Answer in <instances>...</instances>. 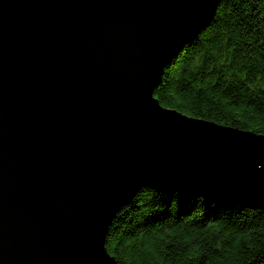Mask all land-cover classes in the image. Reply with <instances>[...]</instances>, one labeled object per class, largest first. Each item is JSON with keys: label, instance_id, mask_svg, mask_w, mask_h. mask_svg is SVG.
Returning <instances> with one entry per match:
<instances>
[{"label": "water", "instance_id": "obj_1", "mask_svg": "<svg viewBox=\"0 0 264 264\" xmlns=\"http://www.w3.org/2000/svg\"><path fill=\"white\" fill-rule=\"evenodd\" d=\"M221 1L0 0V264H116L143 187L264 211V138L151 97Z\"/></svg>", "mask_w": 264, "mask_h": 264}, {"label": "trees", "instance_id": "obj_2", "mask_svg": "<svg viewBox=\"0 0 264 264\" xmlns=\"http://www.w3.org/2000/svg\"><path fill=\"white\" fill-rule=\"evenodd\" d=\"M192 41L183 47V61L164 72L154 91L159 104L264 136L257 123L264 113V0H222ZM193 57L202 64L198 75L188 71ZM197 81L203 88L196 89ZM173 92L187 106L184 110H177ZM197 197L142 189L116 215L107 253L116 264H224L233 252L250 253L253 230L264 231V211L218 218L225 210L231 215L256 207L203 198V208L194 209ZM254 264H264V258Z\"/></svg>", "mask_w": 264, "mask_h": 264}, {"label": "clouds", "instance_id": "obj_3", "mask_svg": "<svg viewBox=\"0 0 264 264\" xmlns=\"http://www.w3.org/2000/svg\"><path fill=\"white\" fill-rule=\"evenodd\" d=\"M197 38H198V35L196 36L195 40H193L192 42H195L197 40ZM184 57H185L184 48H181L178 51V53L174 57H172V59L165 66H163L162 73H164L168 69H171V68L175 67V63L174 62L183 61ZM187 67H188V71L189 72L198 75L199 69L202 67L200 58L199 57H193L192 60H191V63L189 65H187ZM195 87H196L197 90H199V89L203 88V85L200 84L199 81H197ZM262 87H264V85H262ZM154 89L151 92L152 99H153ZM171 95L177 101V110H184V108L187 107L180 100L179 93L173 92ZM154 102H156L158 108L162 109L161 105L158 103L157 100H154ZM172 112L176 113V111H172ZM192 120L199 121V120H195V119H192ZM257 123L259 124V127L261 129H264V113H262L261 116L257 119ZM226 129H229V128H226ZM257 137L264 138V136H257ZM144 188H147V187L141 188L136 193L135 197ZM159 198L160 197H159V194H158L157 200H159ZM156 201H155V203H156ZM202 201H203V197H197L196 198V206H195L194 209L202 207ZM156 204H158V203H156ZM158 205H160V204H158ZM174 205H176V201L175 200H173L172 203H171V206H174ZM257 210H262V209H260V208H252V207H243V208L240 209L239 213L231 214V215H229L228 211L225 210V212L221 213L218 218H220V217L231 218V217H233L235 215L244 216V215L254 214ZM253 233H254V238L250 237V240L252 241V243L250 244L251 252L248 253V254H242L240 252H233L228 257L227 261L224 262V264H254V262H258L262 258H264V231H260L259 229H255V230H253ZM107 235H108V231H107V234L104 237V243H103L104 249H105V243H106Z\"/></svg>", "mask_w": 264, "mask_h": 264}]
</instances>
